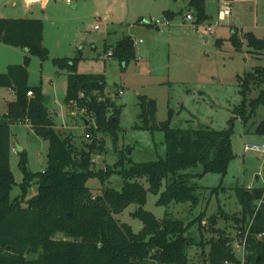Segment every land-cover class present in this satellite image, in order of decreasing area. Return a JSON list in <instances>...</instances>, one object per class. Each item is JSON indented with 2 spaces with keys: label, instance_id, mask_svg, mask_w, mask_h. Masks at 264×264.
I'll return each mask as SVG.
<instances>
[{
  "label": "rangeland",
  "instance_id": "1",
  "mask_svg": "<svg viewBox=\"0 0 264 264\" xmlns=\"http://www.w3.org/2000/svg\"><path fill=\"white\" fill-rule=\"evenodd\" d=\"M30 1L34 2L32 8L23 12L25 2ZM189 1L0 0V16L35 15L43 21V44L48 49V58L31 56L28 85L41 87L49 113L59 127L56 130L71 133L79 146L85 121L93 125L94 120L73 104H66L69 70L61 69L54 60L78 58L70 62L76 72L105 75L104 95L121 109V129L116 142L111 135H102L104 149H96L93 154L96 170H106L121 158L128 166L129 160L143 162L164 157V133L151 134L135 127L141 123L139 95L156 100L157 123L167 120L173 110L171 124L174 127L225 130L232 126L234 158L225 174L210 172L199 179L196 194L200 202L196 207L189 202L158 205L159 194L149 191L144 209L158 219L168 214L186 223L204 212L201 221L188 231V235L198 241L188 248V264L208 263L209 241L218 238V230L233 239L236 255L244 261L243 251L237 247L240 240L237 219L242 216V208L235 189L264 187V152L245 150L247 142L264 144V136L255 133L257 124L264 120V104L254 113L251 108L246 109L247 123L235 109L242 101L238 76L264 67V53L249 49L245 39L248 32L264 37V0H207L206 12L210 18L202 23H196V16L188 7ZM226 7L231 10L230 15L222 14ZM166 10L174 11L177 16L167 25L160 24L157 30L151 24L162 20ZM187 14L193 19L188 20ZM208 28L211 31L204 33ZM234 35L243 42L239 50L232 42ZM124 36L134 39L137 59L125 66L111 56L102 58L106 53L105 45H114ZM27 55V49L0 42V73H6L12 65L23 64ZM261 90H264V81L248 92V102ZM15 100L16 94L10 87H0L1 116L7 112L8 103ZM12 131L25 149L28 168L32 172L45 170L48 142L25 125H13ZM19 163L20 152L16 149L10 162L16 181L12 197L21 194L23 172ZM142 183L149 187L146 180ZM88 185L95 194L100 193L99 178L89 179ZM106 185L121 189L123 180L113 174ZM37 190L38 185L33 184L27 198L33 197ZM138 207L131 203L117 215L135 232L143 228L141 219L133 216ZM213 215L217 220L215 226L209 221Z\"/></svg>",
  "mask_w": 264,
  "mask_h": 264
},
{
  "label": "trees",
  "instance_id": "2",
  "mask_svg": "<svg viewBox=\"0 0 264 264\" xmlns=\"http://www.w3.org/2000/svg\"><path fill=\"white\" fill-rule=\"evenodd\" d=\"M206 1H189L196 23L210 18ZM176 16L174 11L163 12V17L170 21ZM43 33L41 19L0 17V42L28 50L23 64L12 65L6 73H0V87L14 88L16 94V100L8 103L0 121V264H188V248L198 243L188 231L201 221L204 212L188 223L168 214L158 219L144 209L147 194H159L158 205L189 202L196 207L200 202L196 194L199 179L210 172L225 174L234 158L232 126L225 130L174 127L173 110L167 120L157 123L156 100L139 95L141 123L135 127L151 134L164 133V157L143 162L129 160L128 166L121 158L106 170H96L93 154L96 149H104L102 135L109 134L117 141L121 109L104 95V74L76 72L70 62L78 58L55 59L57 66L69 70L66 104H73L94 120L93 125L85 127L81 146L71 133L57 131L41 87L28 85L31 56L48 58ZM245 39L249 49L264 53V37L248 32ZM232 42L238 50L242 48L243 42L236 35ZM110 50L111 57L125 66L137 59L135 42L130 36L114 45H105V52ZM238 78L242 101L235 112L247 123L246 109L249 107L254 113L264 104V90L247 100L248 92L264 81V67H256ZM29 91L32 96H28ZM25 122L48 142L47 168L32 172L25 151L20 152L21 194L12 197L16 181L10 167L11 126ZM255 133L264 136V120L257 124ZM113 174L122 178L121 189L106 185ZM91 178L101 181L100 193L95 194L88 185ZM33 184L38 185V190L28 199ZM235 193L242 208L237 222L239 238L245 239L244 261L237 257L233 239L218 230V238L209 241L207 264H264V187H237ZM131 203L139 206L133 213L143 222L139 232L117 218ZM209 221L215 226L216 215L210 216ZM59 234L63 237H57Z\"/></svg>",
  "mask_w": 264,
  "mask_h": 264
},
{
  "label": "built area",
  "instance_id": "3",
  "mask_svg": "<svg viewBox=\"0 0 264 264\" xmlns=\"http://www.w3.org/2000/svg\"><path fill=\"white\" fill-rule=\"evenodd\" d=\"M223 15H230L231 14V10L226 7L225 9H223L222 11ZM187 19L188 20H192L193 17L191 14H187ZM169 20H167L166 18H162V20H156L155 22H152V26H156L159 27L160 24H168ZM98 26H96L97 28ZM197 28V27H196ZM207 31H211V28L206 29V31L204 30V33H206ZM140 42H142V40H140ZM112 55V51L110 50L109 52L105 53V55H102V58H106V57H110ZM120 93H122V91H120ZM33 93L32 91L28 92V96H32ZM86 137H89V135H86ZM245 150H255V151H260V152H264V144L261 143H257V142H247L245 143ZM16 151V150H15ZM237 247L242 249V255L244 256L245 253V239H241L239 240V243H237Z\"/></svg>",
  "mask_w": 264,
  "mask_h": 264
},
{
  "label": "crops",
  "instance_id": "4",
  "mask_svg": "<svg viewBox=\"0 0 264 264\" xmlns=\"http://www.w3.org/2000/svg\"><path fill=\"white\" fill-rule=\"evenodd\" d=\"M33 4H34V2H25V6H24V9H23V12H26V11H28L29 10V8H32V6H33ZM34 14V13H33ZM22 16H24V17H27V15H22ZM32 16H34V17H32ZM31 17H27V18H37V17H35V15H32ZM0 17H5L4 15L3 16H0ZM186 17H187V15H186ZM156 29L157 30H159L160 29V27H156ZM261 59V58H260ZM12 89V91H14V93H15V89L14 88H11ZM48 104V103H47ZM69 108V107H68ZM1 120H3V117L0 115V121ZM87 122V123H86ZM13 125H25V126H28L29 128H31V126H30V124L29 123H27V122H25V123H19V124H13ZM12 125V126H13ZM87 125H89L88 124V121H85V126H87ZM12 126H11V128H12ZM54 126H55V128H59L58 126H56L55 125V123H54ZM63 128H65L64 126H63ZM32 129V128H31ZM66 129H69V126L67 125V127H66ZM85 129V128H84ZM83 136H84V133H83ZM11 142H12V147H13V151H15L16 149L19 151V152H22V151H25V149L19 144V142L17 141V139H16V137H14V134H13V131H12V137H11ZM12 151V152H13Z\"/></svg>",
  "mask_w": 264,
  "mask_h": 264
},
{
  "label": "water",
  "instance_id": "5",
  "mask_svg": "<svg viewBox=\"0 0 264 264\" xmlns=\"http://www.w3.org/2000/svg\"><path fill=\"white\" fill-rule=\"evenodd\" d=\"M47 103V102H46ZM87 123V122H86ZM258 177V176H257Z\"/></svg>",
  "mask_w": 264,
  "mask_h": 264
}]
</instances>
